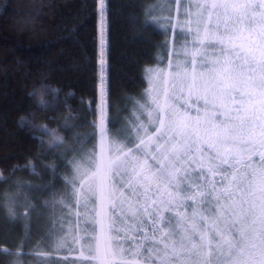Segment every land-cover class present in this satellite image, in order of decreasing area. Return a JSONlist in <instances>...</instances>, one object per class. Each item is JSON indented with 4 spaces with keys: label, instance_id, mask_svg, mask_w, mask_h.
Segmentation results:
<instances>
[{
    "label": "rangeland",
    "instance_id": "1",
    "mask_svg": "<svg viewBox=\"0 0 264 264\" xmlns=\"http://www.w3.org/2000/svg\"><path fill=\"white\" fill-rule=\"evenodd\" d=\"M253 1L152 6L169 40L146 70L129 140L108 129L101 68L96 116L87 135L72 136L87 150L65 177L77 226L56 236L58 253L98 264H264V128L249 109L264 88V43ZM39 133L48 149L69 147L63 130Z\"/></svg>",
    "mask_w": 264,
    "mask_h": 264
},
{
    "label": "trees",
    "instance_id": "2",
    "mask_svg": "<svg viewBox=\"0 0 264 264\" xmlns=\"http://www.w3.org/2000/svg\"><path fill=\"white\" fill-rule=\"evenodd\" d=\"M157 1L0 0V264H98L70 257L68 248L58 253L54 243L75 225L65 177L87 149L72 136L91 127L104 66L108 129L131 138L146 70L169 40L154 18ZM44 124L63 130L69 147L48 149ZM16 178L25 182L11 183Z\"/></svg>",
    "mask_w": 264,
    "mask_h": 264
},
{
    "label": "flooded vegetation",
    "instance_id": "3",
    "mask_svg": "<svg viewBox=\"0 0 264 264\" xmlns=\"http://www.w3.org/2000/svg\"><path fill=\"white\" fill-rule=\"evenodd\" d=\"M255 5H257V9L261 12V19L258 20L257 24L259 26V39L262 44L264 43V0H255L253 1ZM255 9V7H253ZM253 43L251 45H247L250 52H253L254 46ZM264 50V48H262ZM264 60V59H263ZM264 74V70H262ZM249 109L251 114H253L256 122L260 127L264 128V88L261 87V93L259 94V98H256L255 101L249 105Z\"/></svg>",
    "mask_w": 264,
    "mask_h": 264
}]
</instances>
